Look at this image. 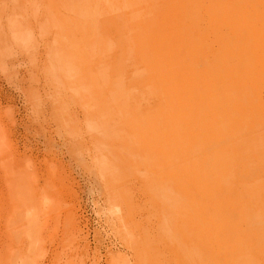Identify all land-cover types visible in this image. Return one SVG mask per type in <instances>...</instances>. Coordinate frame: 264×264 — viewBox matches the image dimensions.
<instances>
[{"label": "rangeland", "instance_id": "374dc122", "mask_svg": "<svg viewBox=\"0 0 264 264\" xmlns=\"http://www.w3.org/2000/svg\"><path fill=\"white\" fill-rule=\"evenodd\" d=\"M262 214L264 0H0V264H264Z\"/></svg>", "mask_w": 264, "mask_h": 264}, {"label": "bare ground", "instance_id": "6f19581e", "mask_svg": "<svg viewBox=\"0 0 264 264\" xmlns=\"http://www.w3.org/2000/svg\"><path fill=\"white\" fill-rule=\"evenodd\" d=\"M145 163V162H144ZM236 203V202H235ZM190 212V211H189ZM260 214V213H259ZM261 215V214H260ZM262 215H264V214H262ZM261 217V216H260Z\"/></svg>", "mask_w": 264, "mask_h": 264}]
</instances>
